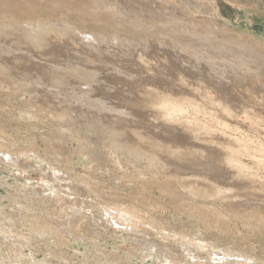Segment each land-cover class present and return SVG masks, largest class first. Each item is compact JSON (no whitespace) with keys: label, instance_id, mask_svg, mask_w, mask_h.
<instances>
[{"label":"rangeland","instance_id":"obj_1","mask_svg":"<svg viewBox=\"0 0 264 264\" xmlns=\"http://www.w3.org/2000/svg\"><path fill=\"white\" fill-rule=\"evenodd\" d=\"M91 1L0 0L1 47L14 37L5 25L37 24L42 35L41 48L22 31L15 39L18 52H34L33 65L22 67L0 48V144L11 152L0 155V264H162L142 248L156 242L172 252L178 241L194 249L211 242L264 264V98L257 96L264 93V0H106L112 8L97 9ZM62 21L96 32L98 42L85 35L94 48L71 50ZM76 34L81 44L84 34ZM152 49L185 68V82L199 84L175 98L182 112L162 115L160 98L109 80L138 75L150 66L138 55ZM74 64L95 73L97 90L55 68ZM221 72L233 74L231 83L218 79ZM246 83L254 97L238 88ZM47 85L83 92L104 109ZM237 138L259 162L252 172L239 174L218 158ZM178 163L196 167L193 188L176 176ZM103 205L142 219L117 227Z\"/></svg>","mask_w":264,"mask_h":264},{"label":"bare ground","instance_id":"obj_2","mask_svg":"<svg viewBox=\"0 0 264 264\" xmlns=\"http://www.w3.org/2000/svg\"><path fill=\"white\" fill-rule=\"evenodd\" d=\"M56 5H58L60 2L59 0H52ZM90 2V0H88ZM94 3H95V7L96 9L98 7L102 8V6L104 4H106V7L108 8H112L111 4L108 3V1L106 0H92ZM91 1V2H92ZM192 1V0H191ZM116 4V3H115ZM60 5V4H59ZM94 5V4H93ZM116 6V5H115ZM114 7V6H113ZM94 8V7H93ZM105 8V7H104ZM115 8V7H114ZM117 8V12L119 13H122L121 11V8L119 7H116ZM21 13V12H20ZM124 14V13H123ZM122 14V15H123ZM29 16V15H28ZM34 17V16H33ZM139 20V19H138ZM66 21V20H65ZM130 21V20H129ZM63 22V21H62ZM135 23V22H134ZM16 26V25H15ZM14 25L12 24H9V25H5V31H6V35L9 36H14L12 37V41H10L11 43H9V47L8 48H3V46L1 48L2 52L4 54H8L11 55L13 57V59L17 60V59H20L19 61H17V64H20L23 66H27L28 62H30V65H33L34 63L32 62V58L35 56L34 52L32 51L31 52V56H29L28 54H25V53H21V52H18L20 49L16 46V44H18L16 42L15 44V41L17 40L18 38V35L20 34L19 32L22 31L24 33V35H26L27 37H31L35 38V41H32L33 43H31L32 46H34L35 48H37V46H39L41 43L38 42V40L42 39V35H41V29L38 27V25H34V27H32L31 29H26V30H22V29H19L16 30L14 27ZM61 26V27H60ZM60 28H62V33L65 34L66 36V39L68 40H72V41H69V44L71 45V50H77V49H82L80 46L81 45H86L90 48H94L93 47V44H91L89 42L88 39L85 38V35H88L92 40H96L95 36V33L93 30H90L89 31H85V30H81V29H76L75 27L71 28L69 26V24L63 22V23H60ZM17 28V27H16ZM87 29V28H85ZM78 31V33L80 34H84V39L81 40V44L77 43V34L75 35V31ZM21 32V33H22ZM51 33V32H50ZM204 34V33H203ZM23 35V36H24ZM54 35V34H53ZM213 34H211L212 36ZM76 36V38L74 37ZM215 36V34L213 35ZM212 36V37H213ZM6 37V36H5ZM208 38V37H207ZM7 39V38H6ZM16 39V40H15ZM29 39V38H28ZM65 39V38H64ZM65 39V40H66ZM79 39V37H78ZM177 39V38H176ZM205 40H207L205 37H204ZM212 39V38H211ZM209 39V40H211ZM31 40V39H30ZM80 40V39H79ZM173 40V43H174V39ZM207 40V41H209ZM231 40V39H230ZM213 41V40H212ZM2 42V41H1ZM96 42H98L96 40ZM30 43V41H29ZM177 44V42H176ZM183 45V44H182ZM240 45V44H239ZM247 45V44H246ZM226 46V45H225ZM241 47V46H240ZM248 47V46H247ZM250 47V45H249ZM10 48L13 49V51L10 50ZM39 48H41L39 46ZM89 48V49H90ZM243 48V47H242ZM19 49V50H18ZM43 49V48H42ZM45 49V48H44ZM88 49V50H89ZM244 49V48H243ZM36 50V49H34ZM182 50V49H181ZM21 51V50H20ZM28 51V50H27ZM90 51V50H89ZM188 51V50H187ZM255 51V50H254ZM1 52V53H2ZM16 52V53H15ZM40 52L42 53H47L48 51L46 50H41ZM153 52V54H152ZM164 52H162L161 50H158L155 51L154 49H152V51L148 52V51H144V53H140V55H138V59H140V62H144V64H147L146 62L149 60L150 61V66L146 65L144 66V70L141 71L138 75L136 76H129V75H117L115 76L114 74H112L109 78V80L111 82H118V81H124L126 82L127 84H133L134 86H138L139 88H141L142 90H144L147 94H150L151 95V98H160L159 99V102L156 104L157 105V109L161 112L162 115H168L169 112H182L184 110V106L183 104L178 101V99H175V98H184L182 94V91H185L190 85H193L195 84L196 88L199 86L198 82H194L193 80H190L189 81H186L185 82V78L188 77L187 75H189L187 72L184 71V69H182L181 67H179L178 65H176L175 63L169 61L167 59V57L164 56L163 54ZM227 53V52H226ZM191 54V53H190ZM2 55V54H0ZM38 55V54H37ZM244 55V54H242ZM248 55V54H247ZM182 56V55H181ZM246 56V55H244ZM6 57V56H4ZM183 57V56H182ZM181 57V58H182ZM196 57V55H195ZM198 58V57H197ZM251 58V57H250ZM7 60V59H6ZM80 61V60H79ZM86 61H89V60H86ZM85 61V62H86ZM152 61L154 62H157L161 67L162 69L166 68L165 69V72L164 74L162 75H158L157 74V69L155 68L154 64H152ZM82 62V61H81ZM80 62V63H81ZM90 63V62H89ZM238 63V62H237ZM3 64V57L1 56L0 57V65ZM39 64V63H38ZM54 64V63H53ZM164 64V65H163ZM14 66V65H13ZM56 69H62L68 73H70V75L75 79V80H78V81H83L82 83H84V85H87V86H91L94 90H97V88L99 86H96L95 84V87H93V83H95V73L89 71L88 69L84 68V67H81L77 64H74V65H70L68 68L69 69H66V68H62L60 67L59 65H56L55 67ZM1 69V68H0ZM23 69V68H22ZM141 69V68H140ZM139 69V71H140ZM241 69V68H240ZM229 70V69H228ZM246 69L243 68L242 71L245 72ZM238 72L237 71V74H244V72ZM60 73V72H59ZM145 73V74H143ZM233 73V72H232ZM246 73V72H245ZM61 74V73H60ZM229 75V76H228ZM233 75V74H232ZM230 74H227V72H221V75H220V80L224 81V82H230V78L231 76ZM61 78L62 77H59V75H56V76H53V74H51L50 76V80H53L54 79H57L55 80L56 83H61ZM43 80V79H42ZM49 80V81H50ZM30 82V81H29ZM43 82V81H42ZM75 83V82H74ZM38 84V82H37ZM40 84V83H39ZM98 84V83H97ZM190 84V85H189ZM58 85V84H57ZM60 85V84H59ZM225 85V84H224ZM49 88H53V92H55L56 94H60V95H63L64 98H71L72 100L74 101H81L83 104H86L84 101H89L88 98H89V95H86L85 93L83 92H80V91H72V92H64L62 93L61 90H57L56 88L54 87H50L49 85H47ZM120 86V85H119ZM226 86V85H225ZM250 87V86H249ZM248 83L244 84V85H239L238 88L239 89H243L244 93L246 91V96H252L253 93H248ZM96 88V89H95ZM119 88V87H118ZM257 88V87H256ZM259 88V87H258ZM40 89V88H39ZM91 89V88H90ZM117 89V88H116ZM135 89V88H134ZM255 89V88H254ZM261 89V88H260ZM32 92H35L36 94H38L39 92L41 91H44V89H35V88H31L30 89ZM52 90V89H51ZM49 90V91H51ZM137 90V89H136ZM189 90V89H188ZM187 90V91H188ZM139 91V90H138ZM257 91V90H256ZM252 92V91H251ZM254 92V91H253ZM101 93V92H100ZM261 93L260 95H257L258 97H263L264 98V93L263 92H259ZM184 94V93H183ZM118 95V94H117ZM254 97V96H252ZM96 98V97H95ZM141 98V97H140ZM186 98V97H185ZM242 99V98H241ZM157 102V101H155ZM80 103V102H79ZM89 103H97L98 106V109L100 110H103L104 107L101 106V103L97 100H90ZM88 104V103H87ZM263 107V106H262ZM186 109V107H185ZM170 112V113H171ZM160 114V113H159ZM161 115V116H162ZM177 115V114H176ZM175 115V116H176ZM94 116V115H93ZM172 116V114H171ZM170 116V117H171ZM174 116V115H173ZM226 124V123H225ZM99 128V127H98ZM100 129V128H99ZM214 139V136L212 137ZM234 145H232V144ZM231 143H228L227 145V150L224 151L222 150L221 153L219 154L218 158L223 162L225 163L228 167H232V168H235L236 171H238L237 173L241 174L243 171H247V169H255L257 168V165H259L258 161L255 160L254 158V155L251 156L249 154V152L247 151V144L245 145V143H243L242 141H240L238 138L236 139L235 143L234 142H231ZM249 146V145H248ZM258 147V146H257ZM82 148V147H81ZM249 148V147H248ZM260 150V149H258ZM254 152V151H253ZM252 152V154H253ZM11 152H9L2 144H0V155H4V154H7V155H10ZM251 153V152H250ZM257 154H259L257 152ZM262 154V153H261ZM250 155V156H249ZM257 156V155H256ZM259 157H260V154H259ZM259 157L257 159H259ZM263 157V156H261ZM260 157V158H261ZM3 158V157H2ZM264 158V157H263ZM262 159V158H261ZM178 165V174H176L177 177H179L182 181H187V184L190 183V188H193L192 187V179H195L193 177H195L196 173L193 171L195 170L196 167H192L193 170H191L192 168H187L185 166H187V164L183 167L181 166L182 164H177ZM223 165V164H222ZM227 166H225L226 168H228ZM255 167V168H254ZM226 168L225 170L223 171H226ZM232 168H229L230 170H232ZM198 170V168H197ZM200 170V169H199ZM196 171V170H195ZM210 171V170H208ZM250 171V170H249ZM253 171V170H252ZM250 171V172H252ZM212 172V171H210ZM248 172V171H247ZM255 172V171H254ZM223 172L221 171V174ZM225 173V172H224ZM227 173V172H226ZM232 174V173H231ZM236 174V173H235ZM197 175H198V172H197ZM203 175V174H201ZM228 175V174H227ZM255 175V174H254ZM199 176V175H198ZM225 176V175H224ZM232 176V175H231ZM239 176V175H237ZM253 176V175H252ZM57 177V176H56ZM208 177V176H207ZM44 179V178H43ZM203 179V178H202ZM43 183V181H42ZM46 185V184H45ZM243 185V184H242ZM48 186V184H47ZM50 186V185H49ZM26 187V186H25ZM50 188V187H49ZM52 188V187H51ZM236 195V194H235ZM234 197V195H233ZM264 198V197H263ZM82 199V198H81ZM261 199V198H260ZM43 201V200H42ZM74 201V200H73ZM242 201V200H241ZM76 202V201H75ZM83 202H78L77 203V206L79 207H83ZM2 206V205H1ZM76 206V207H77ZM91 206L90 204H87V207ZM94 207V206H93ZM34 208V207H33ZM95 208V207H94ZM264 208V207H263ZM78 209V208H77ZM96 209V208H95ZM94 209V210H95ZM103 213H106L107 214V217L111 220L114 221L115 224H117V227L118 224H126V222L134 219L137 224V221H141V217L138 216L137 214H134L132 212V214L130 213H127L125 212L124 210L122 209H119V208H114V212H111L110 209H113V208H108V206L106 205H103ZM98 211V210H96ZM23 212V211H22ZM79 212V211H77ZM96 213V212H95ZM98 213V212H97ZM74 218L77 217L76 212H71L70 213ZM69 214V215H70ZM94 214V213H93ZM260 216V218L264 217V209L260 212H258ZM35 215V214H34ZM68 215V214H67ZM98 215V214H97ZM258 215V216H259ZM99 216V215H98ZM82 220V219H81ZM110 220V221H111ZM121 222H119V221ZM11 221V220H10ZM71 221V220H70ZM96 221V220H95ZM109 221V222H110ZM1 222V221H0ZM134 223V224H135ZM133 224V225H134ZM86 225V224H85ZM126 225L125 227H123L124 229H126ZM155 227L154 225H152V228ZM36 230L35 227H32ZM63 228V227H62ZM156 228V227H155ZM164 228V227H163ZM259 228V227H258ZM130 229H133L132 226ZM137 229V228H136ZM157 229V228H156ZM118 230V229H117ZM1 231V229H0ZM37 231V230H36ZM2 233L4 231H1ZM116 232V231H115ZM147 232V231H146ZM137 233V232H136ZM140 233V232H139ZM153 233V232H152ZM170 233V232H169ZM202 234V233H201ZM168 235V234H167ZM172 235L174 236H177L176 233H173ZM149 236V235H148ZM166 236V235H165ZM123 237V236H122ZM167 237V236H166ZM178 237V236H177ZM138 238V237H137ZM154 239V238H153ZM178 240H180L178 238ZM76 241V240H75ZM96 241V240H95ZM179 242V247L178 248H174V250L172 252H175V254H179V256H174L172 254L171 251H168V250H165V248L163 249L162 247L163 246H158L156 244V242H152L151 245H148L146 243V247L145 248H142L143 251H148V253H152V252H155L158 256V259H160V261L165 264H255L253 263V260H251V257L248 256L247 254L243 253V252H238V254H233L231 251L227 250V249H215L216 246L213 245L214 243H211V242H207V241H204V242H200L198 244V247L197 248H190L188 245L182 243V241H178ZM139 243V242H138ZM71 244V243H70ZM125 244V243H124ZM143 244V243H142ZM141 245V244H140ZM171 246V245H170ZM18 249V248H17ZM16 250V249H15ZM197 250V251H195ZM20 251V249L18 250V252ZM140 251V250H139ZM233 251V250H232ZM137 252V251H136ZM182 253H185L187 255L188 258H186L185 256H182ZM17 254V252H15V255ZM146 257V256H145ZM184 258H186L187 260L184 261ZM201 258H204V260H202ZM21 259V258H20ZM144 259V258H142ZM129 260V258H128ZM189 260H191L192 262H189ZM32 261V260H31ZM124 261V260H123ZM127 261V260H126ZM189 262V263H188Z\"/></svg>","mask_w":264,"mask_h":264}]
</instances>
